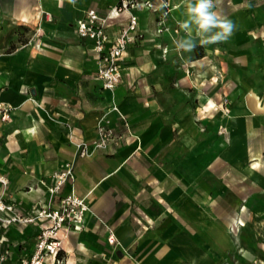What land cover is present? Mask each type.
<instances>
[{"label":"crops","instance_id":"crops-1","mask_svg":"<svg viewBox=\"0 0 264 264\" xmlns=\"http://www.w3.org/2000/svg\"><path fill=\"white\" fill-rule=\"evenodd\" d=\"M152 1L131 9L138 36L109 89L77 22L118 0H0V101L12 106L0 117V196L30 215L72 162L59 195L90 209L62 240L65 264H264V0H214L235 28L208 44L181 28L188 0H170L162 31ZM128 19L112 18L110 35ZM186 39L195 47L178 50ZM100 123L124 139L95 147ZM38 230L0 229V264L30 256Z\"/></svg>","mask_w":264,"mask_h":264},{"label":"built area","instance_id":"built-area-1","mask_svg":"<svg viewBox=\"0 0 264 264\" xmlns=\"http://www.w3.org/2000/svg\"><path fill=\"white\" fill-rule=\"evenodd\" d=\"M164 10L159 16L158 31L164 29V20L171 8L177 4L170 0H162ZM154 6L152 0H118V2L105 14L96 8H89L84 17L77 22L78 32L82 37H88L93 41L95 51L99 56L98 77L103 80L105 88H115L122 79L123 57L130 42L137 39L138 15L131 11L136 7ZM123 11L129 12L127 23L123 24L120 30L110 35L108 27L112 18ZM167 52V48H164ZM11 105L0 101V117L2 120L10 119ZM117 108V106H114ZM123 118L124 115H122ZM127 131L130 130L128 122L125 121ZM226 132V128H222ZM98 137L95 147H106L110 142L120 143L124 139V132H117L105 123H100L97 128ZM81 154H87V144L79 143ZM74 176L72 162H66L53 174L54 182L48 186L49 197L43 204H35L33 213L25 215L18 210L16 204L7 201L0 196V229L13 223H34L39 226L36 234L35 249L30 256L23 257L20 264H45L47 259L52 264H65V259L60 255L62 240L71 229L81 228L85 215L90 209L85 197L74 191L59 195L63 186L69 178ZM8 177L0 174V182L7 184ZM59 195V197H58ZM56 197L58 201L55 202ZM109 242H118L114 232L108 237ZM3 259V257H2Z\"/></svg>","mask_w":264,"mask_h":264},{"label":"clouds","instance_id":"clouds-1","mask_svg":"<svg viewBox=\"0 0 264 264\" xmlns=\"http://www.w3.org/2000/svg\"><path fill=\"white\" fill-rule=\"evenodd\" d=\"M214 0H188V20L182 22L181 28L191 35L192 25L196 26L197 34L201 36V44L226 41L234 31V23L222 17L216 10ZM186 43L177 42V49L191 51L195 44L191 39Z\"/></svg>","mask_w":264,"mask_h":264}]
</instances>
